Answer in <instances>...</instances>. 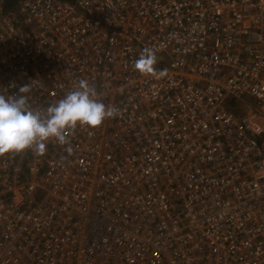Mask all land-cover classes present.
I'll return each instance as SVG.
<instances>
[{
    "label": "built area",
    "instance_id": "2783aa9c",
    "mask_svg": "<svg viewBox=\"0 0 264 264\" xmlns=\"http://www.w3.org/2000/svg\"><path fill=\"white\" fill-rule=\"evenodd\" d=\"M80 80L120 112L0 156V264H264V0H0V94Z\"/></svg>",
    "mask_w": 264,
    "mask_h": 264
},
{
    "label": "clouds",
    "instance_id": "9594fccd",
    "mask_svg": "<svg viewBox=\"0 0 264 264\" xmlns=\"http://www.w3.org/2000/svg\"><path fill=\"white\" fill-rule=\"evenodd\" d=\"M156 63V49L145 48L134 66L141 74L164 77L166 71L157 70ZM30 91L31 85L24 84L18 92L0 94V156L25 150L42 156L49 141L69 145L65 151L71 154L69 136L77 126L96 128L120 112L115 106L105 105L86 80L78 81L64 98L46 109L34 110L30 106L25 95Z\"/></svg>",
    "mask_w": 264,
    "mask_h": 264
},
{
    "label": "rangeland",
    "instance_id": "374dc122",
    "mask_svg": "<svg viewBox=\"0 0 264 264\" xmlns=\"http://www.w3.org/2000/svg\"><path fill=\"white\" fill-rule=\"evenodd\" d=\"M72 1H73V0H70V2H72ZM246 110H247V107H246L245 105H243V104H240V105H239V111H240V114H239V115L245 113ZM257 121H258L261 125L264 126V118H263V117L258 116V117H257Z\"/></svg>",
    "mask_w": 264,
    "mask_h": 264
},
{
    "label": "trees",
    "instance_id": "16d2710c",
    "mask_svg": "<svg viewBox=\"0 0 264 264\" xmlns=\"http://www.w3.org/2000/svg\"><path fill=\"white\" fill-rule=\"evenodd\" d=\"M18 0H6V8L10 9L13 8L15 6V4H17ZM58 1H66V2H70V0H58Z\"/></svg>",
    "mask_w": 264,
    "mask_h": 264
}]
</instances>
